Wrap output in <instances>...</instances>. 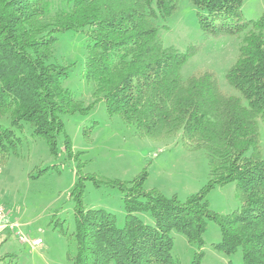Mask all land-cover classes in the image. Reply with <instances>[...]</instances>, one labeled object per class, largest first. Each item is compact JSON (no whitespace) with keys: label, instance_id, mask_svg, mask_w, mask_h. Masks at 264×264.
Here are the masks:
<instances>
[{"label":"trees","instance_id":"trees-1","mask_svg":"<svg viewBox=\"0 0 264 264\" xmlns=\"http://www.w3.org/2000/svg\"><path fill=\"white\" fill-rule=\"evenodd\" d=\"M245 1L189 0L198 10L202 43H239L225 74L234 91L228 93L214 71L183 73L200 46L180 52L161 40V22L180 10L182 0H0V158L17 148L15 130L26 126L52 156L73 155L66 119L86 115L102 101L137 138L162 143L179 136L188 150L208 158L210 178L201 192L182 202L156 190L144 194L140 186L136 197L125 199L123 226L111 212L86 209L85 184L76 182L70 193L72 264H176L173 231L201 250L210 221L222 234L216 251L241 252L240 264H264V13L247 19ZM71 31L88 36L90 105L65 87L72 69L54 53L57 33ZM108 181L117 182L94 180L98 186ZM229 183H236L242 208L220 215L208 196ZM141 213L154 223H145ZM191 264H200L197 254Z\"/></svg>","mask_w":264,"mask_h":264},{"label":"rangeland","instance_id":"rangeland-1","mask_svg":"<svg viewBox=\"0 0 264 264\" xmlns=\"http://www.w3.org/2000/svg\"><path fill=\"white\" fill-rule=\"evenodd\" d=\"M263 13L264 0L245 1L243 14L247 19L258 20ZM161 26L160 37L166 47L185 52L192 45L200 46V51L183 68L186 76L211 70L226 92H234L226 84L225 74L239 55L236 39L202 43L198 10L189 0H182L180 10L161 22ZM57 36L60 42L54 49L55 56L72 69L65 87L90 105L94 99L93 84L85 77L87 33L60 32ZM66 121L73 155L52 156L46 142L34 137L32 128L26 126L22 131L15 130L19 138L17 148L6 158H0V203L7 207L0 239L10 233L9 239L14 236L11 252L0 248V264H72L75 216L70 193L80 179L85 184V208L111 212L119 226L125 224L127 195L135 196L133 191L140 186L144 194L156 190L163 197H177L184 202L209 182V162L204 152L188 150L179 136L162 143L137 138L133 128L109 115L104 101L88 114H77ZM262 141L264 146V127ZM145 173L147 179L143 183ZM102 177L117 182L98 186L94 180ZM132 181L136 184L132 185ZM208 201L211 210L220 215L242 208L236 183L217 186ZM138 217L147 224L154 223L149 213ZM15 225L16 230L12 229ZM22 235L29 242L20 240ZM172 237L176 264H191L196 254L200 264L242 263L241 252L229 256L213 247L222 241L220 227L213 221L208 223L206 244L201 250L177 231H173ZM37 238L43 240V246L33 248L31 241Z\"/></svg>","mask_w":264,"mask_h":264},{"label":"built area","instance_id":"built-area-1","mask_svg":"<svg viewBox=\"0 0 264 264\" xmlns=\"http://www.w3.org/2000/svg\"><path fill=\"white\" fill-rule=\"evenodd\" d=\"M6 217H7V207L5 205H3L2 203H0V225L2 224L3 220H6ZM12 229L16 230V225L13 226ZM20 240L29 242V239L24 235H22L20 237ZM31 244L34 248H38V247H41L43 245V240L41 238H37V239H34L33 241H31Z\"/></svg>","mask_w":264,"mask_h":264},{"label":"crops","instance_id":"crops-1","mask_svg":"<svg viewBox=\"0 0 264 264\" xmlns=\"http://www.w3.org/2000/svg\"><path fill=\"white\" fill-rule=\"evenodd\" d=\"M10 235H11V233L9 234V237H10ZM9 237H6L5 235H3V237H1L2 239H0V245L1 244L2 245L0 246V248L1 249L4 248L6 251L11 252L10 250H13V247H14V246H12L13 245L12 239H13L14 236L11 239H9Z\"/></svg>","mask_w":264,"mask_h":264},{"label":"bare ground","instance_id":"bare-ground-1","mask_svg":"<svg viewBox=\"0 0 264 264\" xmlns=\"http://www.w3.org/2000/svg\"><path fill=\"white\" fill-rule=\"evenodd\" d=\"M42 246H43V245H42ZM42 246H41V247H42ZM33 248H34V247H33Z\"/></svg>","mask_w":264,"mask_h":264}]
</instances>
